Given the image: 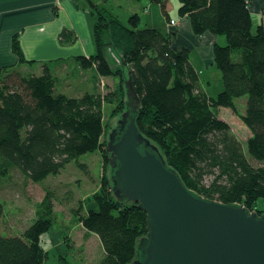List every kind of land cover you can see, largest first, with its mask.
<instances>
[{
  "label": "trees",
  "instance_id": "obj_1",
  "mask_svg": "<svg viewBox=\"0 0 264 264\" xmlns=\"http://www.w3.org/2000/svg\"><path fill=\"white\" fill-rule=\"evenodd\" d=\"M148 1L159 5L168 19L167 0ZM177 1V15L188 20L195 37L208 33L225 38V45L215 44L212 52L223 85L215 97L201 92L189 50L175 47L169 32L140 28L138 14L123 24L97 10L94 52L75 59L77 70H89L92 81L94 75L122 78V70L107 60L108 49L115 50L128 71L117 92L93 91L81 97L56 93L57 75L45 64L40 75L22 77L17 66L33 61L25 60L15 36L11 51L16 62L0 66V184L12 170L36 184L58 175L81 155H102L100 185L86 201L95 208L86 215L80 208L75 212L83 229L99 238L103 256L96 264H132L138 241L147 234L146 214L136 204L116 200L105 173L110 167L103 107L115 106L111 118L120 117L128 102V79L140 102L135 114L138 130L157 146L183 185L207 200L243 205L264 215L257 207L258 200L264 201V166L250 162L264 163V28L259 25L253 31L245 0ZM59 38L65 44L72 41L66 31ZM242 97L246 104L239 114L235 100ZM219 109L231 110L249 132L246 154L230 125L218 118ZM40 207L49 219H35L20 235H3L5 211L0 200V264H44L42 240L52 222L48 193Z\"/></svg>",
  "mask_w": 264,
  "mask_h": 264
},
{
  "label": "water",
  "instance_id": "obj_2",
  "mask_svg": "<svg viewBox=\"0 0 264 264\" xmlns=\"http://www.w3.org/2000/svg\"><path fill=\"white\" fill-rule=\"evenodd\" d=\"M111 59L125 82L128 71L113 49ZM126 89L128 102L111 122L106 150L112 195L146 214L147 234L132 264H264V215L188 190L138 130L140 102L130 79Z\"/></svg>",
  "mask_w": 264,
  "mask_h": 264
},
{
  "label": "rangeland",
  "instance_id": "obj_3",
  "mask_svg": "<svg viewBox=\"0 0 264 264\" xmlns=\"http://www.w3.org/2000/svg\"><path fill=\"white\" fill-rule=\"evenodd\" d=\"M117 1L121 5V9L119 10L114 5L112 10L109 11L114 12L120 21L126 24L128 16L136 14L134 12L139 11L140 6L138 2L133 0ZM132 3L135 4V9L130 6ZM99 6L102 7V4L100 3ZM142 13L143 10L141 9L138 13L139 16H142ZM86 19L89 25L90 14H86ZM146 19L145 17L141 19L140 28L145 27ZM220 38L225 40L223 36ZM22 50L26 60L34 61L33 63L17 66L16 72H19L22 77L40 75L41 66L45 64L52 73L57 75L56 93L65 94L68 97H81L86 93H92L94 81H92L89 70L75 71L74 64L68 62L66 66L60 68L57 62L47 61L49 59L47 54H41L37 49L22 48ZM111 54L112 48L108 49L106 53L109 64L114 69H121L119 64L112 61ZM199 68L202 72L200 77L203 82H210V85L207 86L209 90L207 95L215 97L223 88L220 72L215 68L217 77H214L212 72H208L205 67L199 66ZM12 71H15V68ZM113 82L114 84H112ZM120 84L124 85L123 74L122 78H109L104 86L102 83L98 86H103V92L107 94L114 89L117 92ZM245 104L246 97L235 100L236 110L239 114H243ZM114 108L115 106L110 104H105L103 107L106 138L107 133L113 128L111 122L114 118H111V112ZM217 116L230 125L233 135L240 141L242 150L246 154V140L249 137V132L244 125L229 109H219ZM247 158L249 159L248 156ZM250 162L255 167L264 166V163L253 160H250ZM108 171L109 168L105 171L107 175ZM102 173L103 159L98 152L81 155L78 160L67 164L58 175L48 176L36 184L29 181L19 171H10L0 184V200L4 204L5 211V219L2 224L3 235H20L35 219L39 217L49 219L45 215V209L40 207L41 201L48 193L52 202V214L50 216L52 222L50 230L42 240L47 253L44 264H96L103 256L99 238L97 235L83 229L77 221L75 212L80 208V213L86 215L91 207L95 208L94 204L86 201L98 189ZM257 207L264 211V201L258 200Z\"/></svg>",
  "mask_w": 264,
  "mask_h": 264
},
{
  "label": "crops",
  "instance_id": "obj_4",
  "mask_svg": "<svg viewBox=\"0 0 264 264\" xmlns=\"http://www.w3.org/2000/svg\"><path fill=\"white\" fill-rule=\"evenodd\" d=\"M245 1L248 3L253 30H256L255 28L259 25L264 28V0ZM134 2H138L140 6L139 11L134 13L138 14L142 9L143 15L140 16V19L147 18L144 23L145 27L171 33L175 47L189 50L190 63L199 74L201 92L207 95L209 91L207 86L210 85V82H203L199 66L205 67L208 72H212L213 76L217 77L214 70L213 47L215 44L225 45V40L208 33L201 37H195L191 32L188 20L180 19L177 15L179 7L177 0H167L166 2L168 19L161 13L159 5L148 0ZM100 3L102 7L99 6ZM114 5L119 10L121 9L117 0H0V66L15 64L16 57L11 51V41L15 36L21 50L22 48L37 49L41 54H47L49 57L47 61L57 62L58 67L62 68L68 62L74 64L75 71H78L75 65L76 57L88 58L94 52L92 29L97 22V10H101L103 13L107 11L118 18L113 11V13L109 11ZM130 6L135 9L134 3ZM86 14L91 16L89 25ZM62 31L70 34L72 38L70 43L65 44L60 41L59 36ZM95 76H93V91L104 94L103 87L98 90L96 85L104 84L109 78H95ZM209 80L211 79L209 78Z\"/></svg>",
  "mask_w": 264,
  "mask_h": 264
},
{
  "label": "built area",
  "instance_id": "obj_5",
  "mask_svg": "<svg viewBox=\"0 0 264 264\" xmlns=\"http://www.w3.org/2000/svg\"><path fill=\"white\" fill-rule=\"evenodd\" d=\"M171 24H173V22H171Z\"/></svg>",
  "mask_w": 264,
  "mask_h": 264
}]
</instances>
